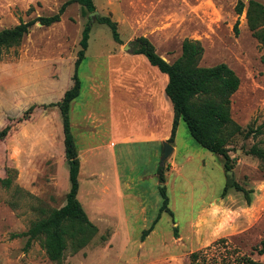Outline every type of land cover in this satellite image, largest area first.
Here are the masks:
<instances>
[{
  "label": "rangeland",
  "instance_id": "1",
  "mask_svg": "<svg viewBox=\"0 0 264 264\" xmlns=\"http://www.w3.org/2000/svg\"><path fill=\"white\" fill-rule=\"evenodd\" d=\"M64 1L0 0V29L51 15ZM238 1L245 4L240 14ZM247 1L93 0L94 14L72 2L58 22H36L19 45L3 52L0 130L9 129L0 139V178H9L11 186L0 183V264H226L247 255L264 264V255L252 252L264 239V160L248 153L253 144L264 149V45L248 28ZM96 16L117 22L122 43ZM86 23L90 38L69 117L79 159L77 195L96 232L88 230L86 236H94L57 263L39 240L25 250L27 237L15 234L60 207L69 191L62 119L59 108L48 104L60 101L73 84ZM138 36L147 37L168 62L181 56L184 39L198 41L203 47L199 65L223 62L237 74L231 117L242 127L262 124L263 132L234 138L228 146L230 169L222 156L194 139L181 118L170 143L175 151L162 162L168 138L158 144L137 140L153 130L145 108L154 75L167 79L145 56L130 52ZM167 102L171 109L161 125L170 135L173 110ZM31 105L35 108L22 119ZM126 137L131 140L120 141ZM228 178L251 190L249 202L233 187L221 197ZM160 185L166 187L173 216L163 211L142 239L159 213Z\"/></svg>",
  "mask_w": 264,
  "mask_h": 264
},
{
  "label": "trees",
  "instance_id": "2",
  "mask_svg": "<svg viewBox=\"0 0 264 264\" xmlns=\"http://www.w3.org/2000/svg\"><path fill=\"white\" fill-rule=\"evenodd\" d=\"M72 2L81 4L84 12L95 10L93 0H66L51 15L38 16L28 21L21 20L13 27L0 29V61L3 52L13 46L19 45L33 24L39 22L42 25H50L58 22L66 7ZM244 5L242 1L237 2L235 10L238 14L242 12ZM95 18L97 22L105 24L110 28L115 42L122 43L116 21L112 20L109 16H96ZM246 20L253 36L264 45V4L256 0H248L246 5ZM237 25L238 21L234 24L235 31H237ZM90 31L91 25L90 23H86L79 41L80 49L73 65L72 86L64 91L60 101L48 104V106H57L59 108L62 119L64 150L69 156L68 175L70 188L66 194L65 202L60 207L53 209L46 218L31 221L25 231L15 234V236L27 237L24 245L25 250L30 247L32 241L39 240L48 259L57 263L62 261L66 251L70 249L71 254H75L76 249L79 250L94 236L88 238L86 236L88 230H91L94 234L96 232V227L87 219L85 210L77 195L79 186V159L76 155L77 147L74 142L69 117L71 102L80 93L78 69L88 48ZM130 43L132 45L131 53L145 56L151 66L156 67L161 73L167 75L164 91L172 103L174 113L167 142L172 143L174 141L176 126L178 120L181 118L185 121L194 139L204 148L222 156L224 167L230 169L231 155L228 146L232 144L234 138L241 134L245 138L250 136L256 137L263 132L262 124L257 126L250 124L242 127L231 117V96L240 85V79L237 74L223 62L212 66L199 65L198 62L202 56L203 47L195 40L184 39L181 56L173 62H168L160 56L156 52L154 45L145 36H138ZM261 61L264 63V52L261 55ZM34 108V105L29 106L24 112L22 119L28 118ZM8 129L9 126H5L0 130V139L6 136ZM248 153L264 160V149L258 147L256 144H253L249 148ZM157 172L159 183H164L162 166H159ZM0 183L6 188L11 186L9 178H0ZM231 187L242 191L246 201H250L251 190L245 189L238 182L229 178L225 182L221 197H224ZM158 190L161 196L159 213L152 225L143 230L141 234L142 239L153 229L163 211L173 216V211L168 207L166 187L160 185ZM68 219L77 221L76 228L72 222H67ZM82 223H84V227L81 226ZM174 235L177 236L176 229L174 230ZM79 242L81 247L79 246ZM252 252L264 255V239H261L253 246ZM196 255L193 254V256ZM226 264L262 263L247 255Z\"/></svg>",
  "mask_w": 264,
  "mask_h": 264
},
{
  "label": "crops",
  "instance_id": "3",
  "mask_svg": "<svg viewBox=\"0 0 264 264\" xmlns=\"http://www.w3.org/2000/svg\"><path fill=\"white\" fill-rule=\"evenodd\" d=\"M166 83H167V79L164 80L163 77L159 75H154V79H153V82L151 83V90L148 93V99H147V104L145 108L146 109L145 114L151 115L150 120L152 122L154 121V125L152 123L153 130H150L149 135L145 137H141V138L138 137L137 140H142L145 142L158 144L160 141H162L164 137L168 138L169 135L163 130L162 125H161L162 120H163V114H169V111L171 109L169 103L167 102L168 97L166 96L165 91L163 94V90L165 88ZM172 110H173V107H172ZM173 118H174V113H172V121H173ZM130 140L131 138L129 137L120 139V141L124 143ZM114 144L115 143H112V145ZM172 146H173V150L175 151V146L174 145Z\"/></svg>",
  "mask_w": 264,
  "mask_h": 264
},
{
  "label": "water",
  "instance_id": "4",
  "mask_svg": "<svg viewBox=\"0 0 264 264\" xmlns=\"http://www.w3.org/2000/svg\"><path fill=\"white\" fill-rule=\"evenodd\" d=\"M92 14L96 13V11H92ZM173 149V146L168 143V142H163V155L161 158V162L164 160V158H166V156L171 152V150Z\"/></svg>",
  "mask_w": 264,
  "mask_h": 264
}]
</instances>
